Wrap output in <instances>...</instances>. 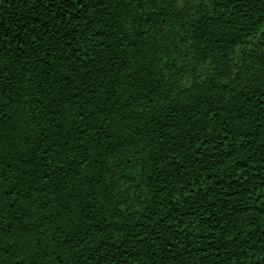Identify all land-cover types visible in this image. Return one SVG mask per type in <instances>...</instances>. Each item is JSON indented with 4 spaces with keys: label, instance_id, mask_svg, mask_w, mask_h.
Returning <instances> with one entry per match:
<instances>
[{
    "label": "trees",
    "instance_id": "16d2710c",
    "mask_svg": "<svg viewBox=\"0 0 264 264\" xmlns=\"http://www.w3.org/2000/svg\"><path fill=\"white\" fill-rule=\"evenodd\" d=\"M0 264H264V0H0Z\"/></svg>",
    "mask_w": 264,
    "mask_h": 264
}]
</instances>
